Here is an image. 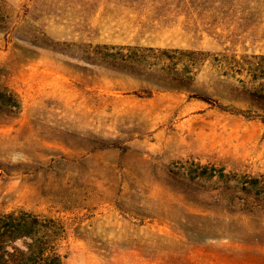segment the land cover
I'll list each match as a JSON object with an SVG mask.
<instances>
[{
	"label": "rangeland",
	"instance_id": "1",
	"mask_svg": "<svg viewBox=\"0 0 264 264\" xmlns=\"http://www.w3.org/2000/svg\"><path fill=\"white\" fill-rule=\"evenodd\" d=\"M34 217L66 264H264V0H0V224Z\"/></svg>",
	"mask_w": 264,
	"mask_h": 264
},
{
	"label": "trees",
	"instance_id": "2",
	"mask_svg": "<svg viewBox=\"0 0 264 264\" xmlns=\"http://www.w3.org/2000/svg\"><path fill=\"white\" fill-rule=\"evenodd\" d=\"M131 48L130 46H126ZM137 48V46L133 47ZM153 50L152 47H146ZM168 53L169 49H161ZM172 67L174 74L182 76V70L177 71ZM183 72H186L185 70ZM185 80L176 81L177 86H186ZM6 216H11V213ZM37 218L31 220V226L24 227L22 221L11 223L5 221L0 224V264H66L59 253L52 248V243L56 238L55 234L43 231L37 235L34 231ZM22 239V246H16L13 242L16 239ZM10 246L11 249H8Z\"/></svg>",
	"mask_w": 264,
	"mask_h": 264
}]
</instances>
